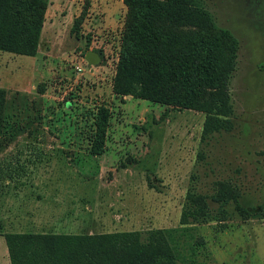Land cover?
<instances>
[{
  "label": "rangeland",
  "instance_id": "1",
  "mask_svg": "<svg viewBox=\"0 0 264 264\" xmlns=\"http://www.w3.org/2000/svg\"><path fill=\"white\" fill-rule=\"evenodd\" d=\"M203 1L241 45L233 130L206 141L205 114L114 93L123 0H51L37 56L0 51V264H11L7 233L154 230L178 232L179 264H264V0ZM102 106L112 117L95 156ZM221 182L250 218L212 201ZM190 192L207 197L209 221L181 224Z\"/></svg>",
  "mask_w": 264,
  "mask_h": 264
},
{
  "label": "trees",
  "instance_id": "2",
  "mask_svg": "<svg viewBox=\"0 0 264 264\" xmlns=\"http://www.w3.org/2000/svg\"><path fill=\"white\" fill-rule=\"evenodd\" d=\"M51 0H0V51L35 57L40 51ZM127 9L113 90L118 96L206 115L202 139L231 132V81L237 70L239 39L221 28L203 0H123ZM76 21L74 32L79 38ZM101 55V52H99ZM6 91L0 88V135ZM112 113L102 106L94 119L91 152L104 153ZM1 147V140H0ZM240 192L219 183L212 201L235 203L243 219L253 211L240 204ZM181 218H212L207 197L190 192ZM225 214V213H224ZM173 232L154 230L103 234L7 233L11 264H179L184 263Z\"/></svg>",
  "mask_w": 264,
  "mask_h": 264
},
{
  "label": "water",
  "instance_id": "3",
  "mask_svg": "<svg viewBox=\"0 0 264 264\" xmlns=\"http://www.w3.org/2000/svg\"><path fill=\"white\" fill-rule=\"evenodd\" d=\"M86 60L92 66H97L101 62L100 55L95 51H89L86 55Z\"/></svg>",
  "mask_w": 264,
  "mask_h": 264
}]
</instances>
